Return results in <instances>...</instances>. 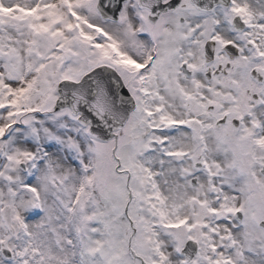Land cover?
<instances>
[{
	"label": "snow or ice",
	"instance_id": "snow-or-ice-1",
	"mask_svg": "<svg viewBox=\"0 0 264 264\" xmlns=\"http://www.w3.org/2000/svg\"><path fill=\"white\" fill-rule=\"evenodd\" d=\"M0 264H264V0H0Z\"/></svg>",
	"mask_w": 264,
	"mask_h": 264
}]
</instances>
